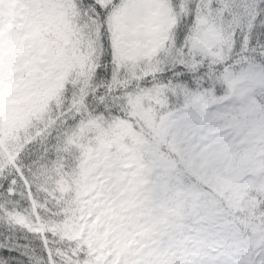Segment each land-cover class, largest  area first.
<instances>
[{"label": "snow or ice", "instance_id": "6c2138e0", "mask_svg": "<svg viewBox=\"0 0 264 264\" xmlns=\"http://www.w3.org/2000/svg\"><path fill=\"white\" fill-rule=\"evenodd\" d=\"M0 264H264V0H0Z\"/></svg>", "mask_w": 264, "mask_h": 264}]
</instances>
